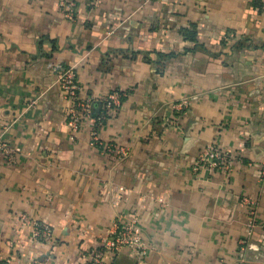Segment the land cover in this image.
<instances>
[{
	"label": "crops",
	"instance_id": "1",
	"mask_svg": "<svg viewBox=\"0 0 264 264\" xmlns=\"http://www.w3.org/2000/svg\"><path fill=\"white\" fill-rule=\"evenodd\" d=\"M75 1L70 18L0 0V264H90L134 219L147 254L109 264H264V0ZM59 65L83 95L127 93L99 142L90 120L72 134ZM209 143L237 154L230 170L194 168Z\"/></svg>",
	"mask_w": 264,
	"mask_h": 264
},
{
	"label": "built area",
	"instance_id": "2",
	"mask_svg": "<svg viewBox=\"0 0 264 264\" xmlns=\"http://www.w3.org/2000/svg\"><path fill=\"white\" fill-rule=\"evenodd\" d=\"M60 7L67 17L72 18L76 14L77 6L75 0H60ZM54 69L57 73L62 91L72 103L67 111V123L72 134L75 135L79 132L85 120H90L95 125L93 134L96 141L99 142L97 133L99 127L106 119L107 110H117L127 93L110 91L105 97L100 99H97L94 95H83L74 66L59 65ZM97 100L102 101L103 107L101 110L96 111L94 105ZM186 106H188L187 102L176 105L180 110H183ZM0 150L9 152L7 144L1 142ZM236 156L237 154L235 153L224 150L214 143H209L198 155L194 168L198 170L200 167H205L211 170L228 171ZM245 203L252 208L254 207V202L250 199H245ZM254 213V210L251 209V218L247 222L249 234L253 232L256 226ZM21 218L30 226L32 235L36 240L50 241L54 238V230L50 224L34 219L26 214H22ZM246 244L247 240L245 238L239 241L241 251L246 249ZM129 246L136 249L142 255H146L148 252V246L142 240L140 227L136 219L127 224L115 223L111 233L103 239L101 247L92 251L90 264H109L106 257H114L125 247ZM240 264L250 263L243 259Z\"/></svg>",
	"mask_w": 264,
	"mask_h": 264
}]
</instances>
